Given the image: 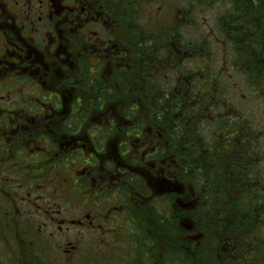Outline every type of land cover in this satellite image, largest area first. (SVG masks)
Wrapping results in <instances>:
<instances>
[{
	"label": "trees",
	"instance_id": "trees-1",
	"mask_svg": "<svg viewBox=\"0 0 264 264\" xmlns=\"http://www.w3.org/2000/svg\"><path fill=\"white\" fill-rule=\"evenodd\" d=\"M192 1L200 6L225 7L219 35L234 52V69L264 100V0ZM175 27L167 28L168 35L165 30L159 35L141 27L142 57L136 68L124 71L127 79L137 77L153 64L151 55L157 51L161 59L152 92L98 93L88 103L62 111L69 113L60 126L62 168L68 172L72 163L83 160L85 147L93 152L94 144L98 155L92 153L93 162L101 166L106 160L105 172L126 170L115 153L118 143L121 151L133 153L127 158L128 166L148 167L149 160L160 161L157 179L131 171L124 186L95 197L109 206L111 217L126 215L136 245L131 258L107 254L104 261L108 264H263L264 240L257 247L253 238L264 232V129L258 131L248 114L227 97L220 72L192 66L195 61L208 60L205 41H189L193 56L181 64L180 56L174 55L179 61L174 62L177 68L171 71L168 84L162 85L166 62L161 60L166 57L160 50L167 43L162 39L171 35L173 42L188 44L175 36ZM114 101L127 104L118 107ZM134 102L139 107L133 106ZM102 119H109L110 130L99 131ZM152 135L156 138L147 142L145 149L144 138ZM75 142L82 149L68 148ZM102 143L108 145L109 156ZM154 146L158 153L143 159L141 155ZM144 231L161 236L163 245L151 236H146L151 239L146 242L141 235ZM225 244L232 253L225 251Z\"/></svg>",
	"mask_w": 264,
	"mask_h": 264
},
{
	"label": "flooded vegetation",
	"instance_id": "flooded-vegetation-1",
	"mask_svg": "<svg viewBox=\"0 0 264 264\" xmlns=\"http://www.w3.org/2000/svg\"><path fill=\"white\" fill-rule=\"evenodd\" d=\"M142 2L0 0V39L4 41V54L0 55V171L22 180L20 184L8 175H0V196L9 206L6 227L0 229V264H58L56 250H61L68 261L73 260L78 255L77 247L63 246L56 238L70 231L72 226L93 231L95 223L91 218L102 220L110 212L105 211V205L95 197L124 186L123 180L131 171L139 177L149 174L153 179L158 178L160 161L149 160L148 167L128 166L133 153L128 155L127 151H121L119 143L115 153L126 167L125 172H105L106 160L101 166L99 162L94 163L92 153L98 155L95 144L93 152L84 148L83 160L72 163L68 172L61 165L60 126L63 117L69 114L62 111L70 112L97 97L98 93H150L157 85V62L161 59L157 51L151 55L153 64L137 77L127 79L124 75L125 69L136 68L142 57ZM184 21L188 23L185 15ZM174 24L177 26L172 30L176 29L175 36L188 44L173 42L171 35L162 39L167 42L160 50L166 57L161 60L166 62V70L161 72L166 79L162 85L168 84L173 76L171 71L177 68L175 54L180 56L179 64L193 56L189 40L182 35L184 25ZM175 25L163 27L156 34L165 30L168 35L167 28ZM114 103L116 106L127 104ZM135 105L139 107L134 102ZM109 128V119H102L99 131ZM155 138V135L150 139L145 137L143 147L147 149L145 144H151L150 140ZM131 140L125 144L127 150ZM69 146L73 151L82 149L76 142ZM100 146L107 154L108 145L102 143ZM157 153L154 146L141 156L152 159ZM23 183L26 187H20ZM37 187H40L38 190L53 187V203L42 208L43 204L31 201L29 198L34 193L28 190ZM21 188H27L26 195H19ZM62 189L67 192L63 193ZM60 199L70 205L71 210L77 209V219L62 218L61 204L56 203ZM25 203L36 216L43 212L47 223L37 221V228L29 227ZM46 227L53 231L45 230Z\"/></svg>",
	"mask_w": 264,
	"mask_h": 264
},
{
	"label": "rangeland",
	"instance_id": "rangeland-1",
	"mask_svg": "<svg viewBox=\"0 0 264 264\" xmlns=\"http://www.w3.org/2000/svg\"><path fill=\"white\" fill-rule=\"evenodd\" d=\"M146 1L147 4H144ZM224 9L225 7L221 5L200 6L192 0H189L188 5L185 0H143L141 27L150 32H158L159 29L163 27H170L173 26L174 23L179 22V24L182 23L184 25L181 31L185 39H188L193 44L195 41L201 40L208 43V53H204L205 60H208L195 61L192 66L194 68L196 66H201L206 69L220 72L222 75V83L225 85L228 92L227 97L236 105L240 112L248 114L249 119L257 126L256 128L259 131L261 127L264 129V100L260 99L256 92H254L246 83L245 79L233 67L234 52H232L227 45L225 46L223 44V38L219 35L218 31L219 19ZM186 11L189 12L190 19L188 23L184 21V15L187 14ZM3 43L4 41L0 39V55L4 54L2 50ZM201 57L204 58V56ZM30 93H33V91L30 90ZM1 174L8 175L9 179L22 184V180L19 179V176H11L0 171V175ZM20 187H26V185L24 184V186ZM12 188L15 187L11 186V189ZM38 189H40V187L28 190L34 193L32 198H29L31 201L35 200L38 204H43L42 208L47 207L50 202L53 203V187L42 190ZM19 192L20 196H24L26 195L27 188H21ZM62 192L66 193L67 191L62 189ZM49 196L52 198L49 199ZM44 201L47 202L44 203ZM58 202L61 204L62 218L71 216L76 217L73 219H77L78 212L75 211L77 210L75 207L71 210V206L64 203L62 199L56 201V203ZM23 207L27 209L26 212L28 216L26 220L29 222V227L37 228V221L39 223H47L43 218V212L41 215L37 214L38 217L33 210L27 206V203H25ZM6 210H9V206L5 204V200L0 196V229H5L6 227L5 219L9 213V211ZM104 210L108 211L109 206L105 205ZM115 215L118 218L115 216L111 217V212H109L107 216L105 215L102 220L92 217L91 220L95 223V226L92 228L93 231H85L76 226H72L70 231L63 232L60 236H57L56 239L60 240L63 246H68L70 244L71 247L76 246L78 254L73 260L68 261L61 250H56L55 255L56 258L59 259L58 264H95V262L96 264L98 262L99 264H101V262L105 264L106 261L104 260L106 259V255L110 253L111 255H120L122 258H131L133 249L136 247L134 240L131 238V234H133L131 225L129 224L131 221L126 220V215L123 218H119L118 214ZM139 218L143 217L138 216L137 219ZM258 226L261 227V225ZM45 230L50 231L51 228L46 227ZM52 231L53 230H51V232ZM144 234L141 235L146 242L151 240L147 238L151 236L157 244L163 245V238L161 236H157L154 232L149 231H144ZM165 240H167L166 237ZM263 240L264 232L261 233L260 236L256 234L253 238L257 247H260ZM223 248L228 254L233 252L230 251V247L227 244H225ZM261 250L263 253L262 256H264V244ZM61 252L62 255H60ZM222 256L223 254L220 253V257Z\"/></svg>",
	"mask_w": 264,
	"mask_h": 264
}]
</instances>
